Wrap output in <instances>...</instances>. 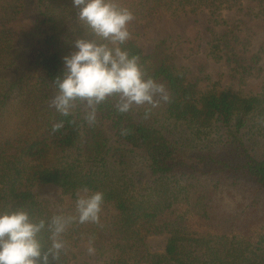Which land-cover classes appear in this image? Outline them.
<instances>
[{
    "label": "trees",
    "instance_id": "trees-1",
    "mask_svg": "<svg viewBox=\"0 0 264 264\" xmlns=\"http://www.w3.org/2000/svg\"><path fill=\"white\" fill-rule=\"evenodd\" d=\"M115 3L137 20L204 8L223 24L222 10L244 6L242 0ZM77 11L72 0H0V209L24 208L32 219L47 221L58 213H50L32 187L54 185L68 194L70 209L59 214L72 216L79 192H103L102 205L112 215L98 223L73 220L63 234L65 249L51 264H70L83 240L101 264H264V151H255L256 142L264 144V80L245 94L201 89L197 77L127 40L124 47L146 74L165 86L167 118L186 124L192 137L171 136L145 110L117 112L116 97L97 107L94 124L81 101L64 116L51 103L54 79L74 40L93 38ZM223 34L209 52L238 66V80L257 63L264 66V37L256 54H245L248 36L243 49H235L238 35ZM51 150L71 157L47 164ZM148 234L165 235L161 251L150 250ZM40 239L50 246L47 229Z\"/></svg>",
    "mask_w": 264,
    "mask_h": 264
},
{
    "label": "clouds",
    "instance_id": "clouds-1",
    "mask_svg": "<svg viewBox=\"0 0 264 264\" xmlns=\"http://www.w3.org/2000/svg\"><path fill=\"white\" fill-rule=\"evenodd\" d=\"M72 5L93 38L77 37L74 50L63 56L64 70L54 79L55 109L68 116L75 102L81 101L86 105V121L94 124L97 107L109 97L117 98L114 107L120 113L133 105L156 107L160 100L166 101L165 86L147 75L139 57L124 47L133 13L115 0H72ZM103 199L101 191L78 195L75 216L57 214L47 221L32 219L24 208L0 209V264H51L65 249L67 226L73 220L98 223ZM45 229L51 241L46 249L40 239ZM87 251H95L91 242Z\"/></svg>",
    "mask_w": 264,
    "mask_h": 264
},
{
    "label": "rangeland",
    "instance_id": "rangeland-1",
    "mask_svg": "<svg viewBox=\"0 0 264 264\" xmlns=\"http://www.w3.org/2000/svg\"><path fill=\"white\" fill-rule=\"evenodd\" d=\"M242 2L244 5L242 11H235V7L221 11V18L226 21L224 24L219 20L214 22L215 15L210 17L209 10L204 8L195 12L187 9L174 16L169 13H159L146 20H137L133 17L128 25L131 34L128 40L140 46L146 54L157 52L161 57H166L167 62L172 63L180 71L186 72L187 78L197 77V84L201 89L219 91L227 88L240 94L254 92L264 80V66L261 68L257 63L253 66L252 72L244 75L243 80H238L240 72L235 68L238 66L228 65L225 57L213 58L209 52L213 38L224 32L229 36L238 35L241 39V41H233L235 49H243V44H241L243 36H248L245 51L239 52L256 54L258 44L264 37L263 18L258 17L260 12L258 7L260 6L264 11V2L259 3L255 0H242ZM242 64L245 65V61ZM232 76L236 80H233ZM165 102V100H160L156 107L147 104L133 105L132 109L147 111L150 121L161 126L173 137L180 140L192 137L191 130L186 124L167 118L164 112ZM255 151H264V144L261 141L255 143ZM70 157L69 152L51 150L46 156V163L59 164ZM32 191L52 214H59L70 209L71 197L62 193L54 185L35 186L32 187ZM86 194L85 192L78 193V195ZM112 213L108 205H101L100 218L110 217ZM164 236L163 234L146 235L145 240L151 251L163 249ZM88 247V242L84 240L78 242L70 264H101L102 258L99 253L95 250L90 254L87 251Z\"/></svg>",
    "mask_w": 264,
    "mask_h": 264
}]
</instances>
